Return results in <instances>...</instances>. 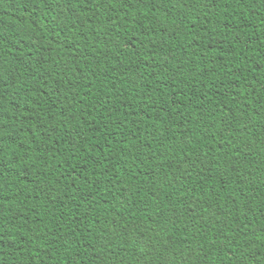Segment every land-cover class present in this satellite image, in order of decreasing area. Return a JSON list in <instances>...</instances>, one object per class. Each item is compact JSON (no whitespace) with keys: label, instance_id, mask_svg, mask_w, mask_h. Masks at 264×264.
I'll use <instances>...</instances> for the list:
<instances>
[{"label":"trees","instance_id":"trees-1","mask_svg":"<svg viewBox=\"0 0 264 264\" xmlns=\"http://www.w3.org/2000/svg\"><path fill=\"white\" fill-rule=\"evenodd\" d=\"M0 264H264V0H0Z\"/></svg>","mask_w":264,"mask_h":264}]
</instances>
